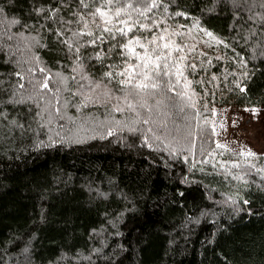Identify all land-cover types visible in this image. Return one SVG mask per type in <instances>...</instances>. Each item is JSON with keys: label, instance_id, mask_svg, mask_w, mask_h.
Returning <instances> with one entry per match:
<instances>
[{"label": "snow or ice", "instance_id": "snow-or-ice-1", "mask_svg": "<svg viewBox=\"0 0 264 264\" xmlns=\"http://www.w3.org/2000/svg\"><path fill=\"white\" fill-rule=\"evenodd\" d=\"M221 2L213 0L215 5ZM184 3L185 0H0V35L8 40L19 38L15 47L3 45L15 67L10 73L0 74V142L11 139L19 130L20 135L34 133L30 147L37 149L74 151L90 139L111 137L129 153L135 150L144 155L141 149L149 150V167L143 174L136 170L128 177L139 181L135 188L114 170L104 178L106 190L89 181L87 187L93 193L92 199L119 197L123 205L115 213H105L106 225L91 229L93 243L89 247L83 251L70 248L53 264H135L131 258L142 251L147 237L137 233L135 243L125 239L122 228L128 227L124 223L126 213L139 211L141 204L147 207L149 201L157 209L165 208L168 203L161 202L158 193L153 200L149 184L153 166L157 162L172 169L189 165L187 172L182 170L176 177V183L184 186L196 183L192 171L197 167V138L201 141V155L208 157L207 162H214L210 142L215 123L201 116L196 99L199 94L193 84L203 86L216 81L215 72L211 73L210 81L205 80L206 65L210 66L213 58H226L210 55L203 48L199 52L205 59L190 57L189 53L197 51V47L178 39L190 36L192 31L180 19L191 17L193 26L204 36L226 47L232 45L204 26L201 17L194 16ZM225 6L230 7L234 20L230 25L236 34L233 39L243 41L248 53L245 58H240L239 53L229 58L235 61L230 73L233 79L228 81L225 75V82L243 92L247 89L244 81L251 80L255 74V62L264 63V0H227ZM211 11V7L203 9L201 16ZM16 26L20 30L14 33L12 28ZM45 34L51 37L56 51L65 53L67 64L57 59L52 66L35 51L37 47H49ZM203 43L211 47L208 40ZM21 47L25 51H20ZM225 73H229L227 68ZM194 76L199 78L193 79ZM170 92L175 95H169ZM7 105L14 109L25 107L11 115ZM89 105L102 109L103 114L85 112ZM69 107H75L80 115H72ZM201 107L215 111L207 104ZM173 116L182 120H173L175 127L170 128L169 117ZM193 119L196 131L192 128ZM63 120L71 127L61 123ZM215 144L227 148L219 140ZM238 154L257 156L251 149ZM227 163L232 165L231 169L223 161L219 167L226 169L225 178L231 177L236 182L232 185L235 191L225 193L226 199L216 203L228 207L225 214L230 219H243L255 214V210L242 190L256 183L264 196V167L258 168L250 160L243 161L244 168L238 160ZM128 166L134 167L131 159ZM253 170L261 177L260 181L251 180ZM200 171L205 169L201 166ZM174 195V202H187L186 191L177 188ZM208 199L213 197L209 195ZM217 215L204 209L199 215L185 216L182 226L199 225L201 218L211 216L216 227L206 237V243L216 247L217 233L222 235L231 228L230 224L216 220ZM41 219H45L43 214Z\"/></svg>", "mask_w": 264, "mask_h": 264}, {"label": "trees", "instance_id": "trees-1", "mask_svg": "<svg viewBox=\"0 0 264 264\" xmlns=\"http://www.w3.org/2000/svg\"><path fill=\"white\" fill-rule=\"evenodd\" d=\"M226 4L227 0H222L218 5L213 4V0H185L184 6L190 8L194 16L201 17L204 26L232 47H226L214 40L209 43L211 47L192 42L195 27L191 17L180 19V23L187 24L192 31L190 36L178 39L186 40L189 44L194 43L197 47V51L189 53L190 57L205 59L199 52L203 48L210 55H222L226 58H213L211 65H206L208 75L205 80L210 81L211 73L215 72L216 81L206 82L203 86L193 84L199 94L196 99L199 101L197 107L201 116L212 122L214 112L204 110L201 104H207L209 109L224 106L264 107V63L255 62V74L251 80L244 81L247 89L243 92L225 82V75L228 81L233 79L230 73L232 67H235V61L229 58L237 53L240 58L248 55L244 42L233 39L236 34L230 25L234 20L230 7H226ZM209 7L213 11L205 12L201 16V10ZM14 11L19 12V9ZM19 30L18 26L12 28L14 33ZM18 39L14 36L12 40H8L7 36L0 35V74L10 73L15 67L13 59L9 57V50L3 45L7 43L15 47ZM45 42L49 44L48 48L37 47L35 51L47 63L55 66L54 61L57 59L68 63L65 53L54 49L50 36H47ZM20 51L25 50L21 47ZM15 55L14 53V57ZM226 68L229 73H225ZM198 78L199 76L193 77ZM169 95L174 96L175 93L170 92ZM7 107L11 115H16L25 106H17L15 109L11 105ZM68 111L74 116L80 115L75 107H69ZM92 111L97 115L103 114L102 109H94L92 105L85 109V112ZM188 111L192 112L191 109ZM173 120L180 121L182 117H169L170 128L175 127ZM61 123L71 127L66 120ZM191 124L193 131H196V120L193 119ZM33 136L32 132L20 135L17 130L11 139L0 142V264H53L70 248L85 250L93 243L91 229L106 225L105 213H115L123 205L119 197L110 200L92 199L93 193L87 187L89 181H95L106 190L107 183L104 178L112 175L114 170L122 175L125 183L135 188L139 181L128 177L136 170L143 174L144 169L151 163L147 157L148 149H141L144 155L135 150L129 153L111 137L90 139L87 144L77 146L74 151H57L30 147ZM216 140V134L213 133L210 146L215 154L214 162H207L208 157L202 156L200 152L201 141L196 139L197 167L192 171L196 183L190 186L176 183V177L180 176L182 170L187 172L189 165H178L172 169L157 162L153 166L149 180L153 200L158 193L159 200H167L168 203L165 208L157 209L149 201L147 207L141 204L139 211L129 210L126 213L124 223L128 227L122 228L125 239L135 243L137 233H144L147 237L141 246L142 251L131 258L135 264H225L226 260L227 264H264V196L260 194L256 183H252L251 188L242 190V195L247 193V198L252 201L255 214L243 219H230L225 214L228 207L216 203L226 199L225 193L235 191L232 185L236 183L231 177L225 178L226 169L219 167L221 161L227 164L228 169L232 168L227 163L230 160L240 161L241 168L246 167L244 160H250L259 168L264 167V156H243L238 154L240 152L217 147ZM130 159L134 167L128 166ZM202 160L205 161L203 164ZM201 166L205 169L204 172L200 171ZM250 176L254 182L261 179L255 170ZM177 188L186 191V203L174 202ZM209 195L213 199H208ZM204 209L217 212L216 220L231 225L228 232L222 235L217 233L216 247L206 243V237L216 227L211 216L201 218L199 225L182 226L185 216L199 215ZM42 214L44 220L41 219Z\"/></svg>", "mask_w": 264, "mask_h": 264}, {"label": "rangeland", "instance_id": "rangeland-1", "mask_svg": "<svg viewBox=\"0 0 264 264\" xmlns=\"http://www.w3.org/2000/svg\"><path fill=\"white\" fill-rule=\"evenodd\" d=\"M204 40H208L210 44L213 42L195 28L192 42L205 47ZM213 122L216 139L227 145V149L240 153L251 149L258 156H264V107H216Z\"/></svg>", "mask_w": 264, "mask_h": 264}]
</instances>
